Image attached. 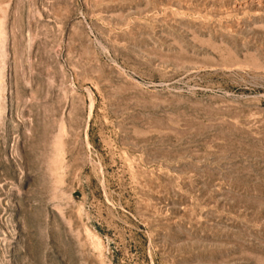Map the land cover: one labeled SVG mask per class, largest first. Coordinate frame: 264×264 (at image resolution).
I'll use <instances>...</instances> for the list:
<instances>
[{"label": "rangeland", "instance_id": "obj_1", "mask_svg": "<svg viewBox=\"0 0 264 264\" xmlns=\"http://www.w3.org/2000/svg\"><path fill=\"white\" fill-rule=\"evenodd\" d=\"M0 264H264V0H0Z\"/></svg>", "mask_w": 264, "mask_h": 264}]
</instances>
